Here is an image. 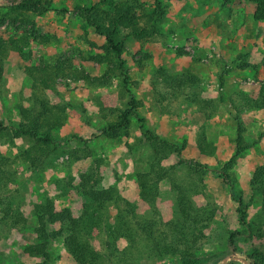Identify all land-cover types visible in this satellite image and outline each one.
<instances>
[{"label":"rangeland","instance_id":"374dc122","mask_svg":"<svg viewBox=\"0 0 264 264\" xmlns=\"http://www.w3.org/2000/svg\"><path fill=\"white\" fill-rule=\"evenodd\" d=\"M16 1L0 0L3 38L19 35L29 27L19 20L23 17L19 11L12 8ZM93 1L50 0L49 9L41 15L21 9L33 21L36 31L49 40L31 39L22 45L26 57L20 56L16 48L0 57V116L7 126L17 123L19 105L30 101L31 91L62 105L64 114L63 123L52 128L56 149L35 169L28 167L17 154L19 149L30 145L31 138L13 134L11 138L0 137V154L9 157L5 165L8 178L0 183V215L5 207H17L26 219L16 226L0 220V264H78L64 248L61 238L48 242L47 257L23 251V247L36 239L34 202L48 196L56 207H69L73 214L80 212L81 204L86 201L78 188L81 171H95L100 177L97 185L100 189L114 185L123 202L133 204L141 215L152 217L170 216L176 209L174 186L187 184L189 180L187 195L192 204L203 208L210 217L196 257L204 264H212L228 255L223 264H242L234 254H225L226 238L228 231L242 226L234 198L249 193L250 173L255 165L264 162V135L258 136L264 132V106H241L240 97L255 93L257 85L264 88L261 63L264 20H253L249 5L238 0H159L164 12L158 31L145 40L127 36L122 55L126 82L122 83L118 71L100 82L96 76L103 73L106 63L95 62L90 56L103 53L105 40L83 22L75 9L78 4L90 5ZM152 7L153 0H138V12ZM179 48L184 52L179 53ZM57 57L67 76H58L52 88L32 90V77L25 72V64L53 61ZM240 63L248 65L241 68ZM160 67L167 74L182 71L196 74L198 82L191 89L208 99V106L199 111L192 102L160 98L159 92L163 90L157 73ZM128 94L140 100L137 115L131 117L128 129H102L114 118L115 109L126 105ZM238 121L244 140L253 142L235 157L228 182L223 180L220 169L234 150ZM199 124L203 125L209 141L206 153L198 152L195 147V130ZM144 128L175 141L180 149L179 154L170 153L162 161L175 166L173 172H168L171 176L138 185L135 174L147 169L149 151L141 134ZM190 167L197 172L188 176ZM109 205L108 213H112L114 203ZM259 210L260 195L254 192L246 221L254 219ZM91 239L98 246L94 234ZM135 244L128 247L129 258L125 263H115L180 264L174 256L137 253L143 244L141 241ZM239 244L245 246L242 239ZM95 264H110V261Z\"/></svg>","mask_w":264,"mask_h":264},{"label":"trees","instance_id":"16d2710c","mask_svg":"<svg viewBox=\"0 0 264 264\" xmlns=\"http://www.w3.org/2000/svg\"><path fill=\"white\" fill-rule=\"evenodd\" d=\"M228 1V0H226ZM248 4L251 8L253 20H264V0H238ZM103 3V4H102ZM138 0H94L90 5H76L77 14L86 24L93 28L94 33L103 36L105 47L103 53H96L90 59L106 63L103 73L96 78L104 82L105 78L117 71L122 74V83L126 82L125 67L123 64V50L128 35L137 40H145L158 31V23L164 12L159 0H153V7L148 11H137ZM14 10L23 17L19 19L29 24L28 29L19 35L0 36V57L7 51L16 48L22 57L27 53L21 50V46L31 39L38 42H47L49 39L44 34L38 33L33 21L21 13V9L29 10L36 15H41L50 7V0H18L11 4ZM179 53L184 52L177 49ZM264 65V53L261 57ZM248 63H240L244 67ZM25 72L32 77V90L52 88L56 78L66 77L67 72L62 61L57 57L53 61L40 60L38 63H28L24 66ZM160 84L163 90L159 92L160 98H175L177 101L194 103L199 111L208 106V99L200 97L192 88L198 82L196 74L182 71L176 74H167L160 67L157 70ZM128 91V89H125ZM253 94H244L241 97L243 104L248 106H264V88L257 85ZM27 104L19 105V120L11 127L7 126L0 116V137L13 135H25L31 138L27 148L17 151V154L27 162V166L35 169L41 166L56 149L55 136L52 128L63 123L64 114L62 105L51 102L44 94L32 92ZM126 105L115 109L114 118L102 129L113 130L121 128L126 131L131 117L137 115V107L140 100L132 94L125 99ZM114 111V109H111ZM238 107H236V111ZM206 113L203 114L205 118ZM138 120L142 121L141 118ZM142 125L139 124V127ZM242 125L236 124L234 150L222 163L220 171L223 180H230L229 172L235 157L245 148L252 145L253 141H245L242 135ZM141 134L147 141L149 151L147 153V169L135 174L138 185L148 184L155 179L168 178L169 170L174 171V165H165L163 160L170 154H179L178 144L165 137H161L155 131L144 128ZM264 135L260 132L258 136ZM209 141L199 124L195 130V147L200 153H206ZM73 153H70V155ZM78 155H76V158ZM180 158V157H179ZM9 161L7 155L0 154V183L8 178V170L5 165ZM179 161V159H178ZM198 165V163H195ZM171 167V168H169ZM192 172V173H191ZM197 169L188 170V176L195 174ZM264 162L255 165L248 179L249 193L236 196V213L239 229L228 231L226 238L227 252L225 254L237 255L242 262L249 264H264ZM100 180L95 171H81L78 176V188L86 201L81 204L78 214H73L69 207H56L53 200L46 196L39 202L32 204L36 225L33 227L35 240H29L23 247V251L40 254L47 257V244L50 240L61 238L64 248L78 264H92L101 260L125 263L128 247H135L137 241H141L143 249L137 253L146 252L147 255L162 257L174 256L180 264H204L196 257V249L199 248L206 237L209 223V215L201 207H195L189 196V180L187 184L178 183L176 186V209L170 216L152 217L136 212L135 206L129 202H123L117 188L114 185L100 189L97 185ZM257 192L260 195V210L254 219L246 221L247 207L252 200V195ZM110 202L114 203L112 213H108ZM15 207L2 209L0 220L9 226L22 225L25 216ZM97 239L95 246L91 237ZM101 235L102 237H98ZM243 240L244 245L239 244ZM119 253V255H118ZM118 255L115 259L114 256ZM217 258L212 264H218ZM243 264V263H242Z\"/></svg>","mask_w":264,"mask_h":264},{"label":"water","instance_id":"95a60500","mask_svg":"<svg viewBox=\"0 0 264 264\" xmlns=\"http://www.w3.org/2000/svg\"><path fill=\"white\" fill-rule=\"evenodd\" d=\"M234 256H235V257H238L237 255H234ZM226 258H228V255H226V256L221 260L220 264H223V262H224V260H225ZM243 263H244V264H249L246 260H243Z\"/></svg>","mask_w":264,"mask_h":264}]
</instances>
